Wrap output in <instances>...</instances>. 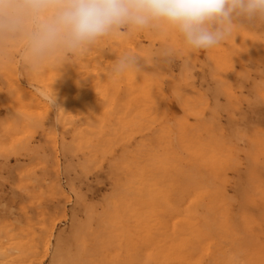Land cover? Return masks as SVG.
Returning <instances> with one entry per match:
<instances>
[{
  "label": "rangeland",
  "instance_id": "374dc122",
  "mask_svg": "<svg viewBox=\"0 0 264 264\" xmlns=\"http://www.w3.org/2000/svg\"><path fill=\"white\" fill-rule=\"evenodd\" d=\"M244 42L257 45L252 55ZM163 43L176 48L170 62L158 55ZM24 50L22 40L0 43V264H193L192 211L178 203L172 181L161 195L144 198L145 206L140 197L128 204L116 188L126 178L122 157L133 158L143 133L174 130L180 117L196 123L197 110L219 113L227 134L247 131L235 139L242 174L251 144L248 116L259 122L255 249L264 251V23L240 26L206 51H190L175 34L146 32L33 69ZM125 52L140 58V70L115 77L111 67ZM51 88L57 104L49 108L41 93ZM236 172L229 175L231 192ZM238 234L248 240V230ZM10 246L25 255L13 260L18 253Z\"/></svg>",
  "mask_w": 264,
  "mask_h": 264
},
{
  "label": "bare ground",
  "instance_id": "6f19581e",
  "mask_svg": "<svg viewBox=\"0 0 264 264\" xmlns=\"http://www.w3.org/2000/svg\"><path fill=\"white\" fill-rule=\"evenodd\" d=\"M243 44L244 52L252 55L257 45L247 47L246 42ZM219 66L223 71L227 65ZM238 75L247 76L246 72ZM222 79L226 80L224 76ZM226 93L234 106L235 93L232 89ZM147 107L152 112L155 105L148 102ZM197 111L200 117L196 123L180 117L174 130H155L149 135L143 133L136 153L130 150L131 155L134 153L133 158L122 157L120 165L126 172V178L121 179L116 192L128 196V204L136 203V197H140V203L145 206L147 196L161 195L165 182L170 180L175 184L178 203L192 211L193 264H240L242 260L248 264H264V251L258 246L255 249L259 240L254 216L259 209V122L253 115L248 116L251 144L247 153L248 167L242 174L236 172L239 147L235 139H241L247 131L231 128L228 136L219 113L213 111L206 117L201 110ZM244 117L247 119V114L244 113ZM230 118L233 119V114ZM125 140L130 145L133 137L126 135ZM232 171L236 172L238 180L235 192L228 189ZM237 199L240 201L235 208ZM252 208L254 211H250ZM242 229L248 230L247 241L241 240L238 234ZM244 247H249L250 251H244ZM10 248L18 253L13 260H19L26 253L20 246Z\"/></svg>",
  "mask_w": 264,
  "mask_h": 264
},
{
  "label": "clouds",
  "instance_id": "9594fccd",
  "mask_svg": "<svg viewBox=\"0 0 264 264\" xmlns=\"http://www.w3.org/2000/svg\"><path fill=\"white\" fill-rule=\"evenodd\" d=\"M257 22L264 23V0H0V43L22 40L33 69L146 32L175 34L190 51H206L232 39L238 27ZM158 55L170 62L176 48L163 43ZM140 67V58L125 52L111 73L119 77ZM41 95L49 108L57 104L52 88Z\"/></svg>",
  "mask_w": 264,
  "mask_h": 264
}]
</instances>
